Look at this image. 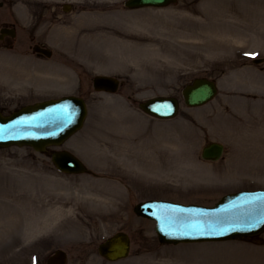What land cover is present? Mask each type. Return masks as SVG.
Masks as SVG:
<instances>
[{
	"label": "rangeland",
	"instance_id": "obj_1",
	"mask_svg": "<svg viewBox=\"0 0 264 264\" xmlns=\"http://www.w3.org/2000/svg\"><path fill=\"white\" fill-rule=\"evenodd\" d=\"M8 2L0 25L15 24L17 34L0 45V111L82 96L85 123L58 149L75 153L90 173H58L50 162L53 148L0 149V264H44L56 249L67 253V264H264V235L161 246L154 223L132 211L148 199L213 204L225 193L264 189V0H178L136 10L125 9L123 0ZM62 4L71 10L65 13ZM88 18L103 33L118 28L132 41L116 44L107 34L81 39ZM37 44L51 58L34 54ZM97 74L117 77V93L94 92ZM195 77L214 79L218 94L187 108L180 91ZM159 95L180 100L175 118L156 120L137 108ZM210 141L224 145L217 162L200 158ZM164 173L176 176L159 181ZM93 189L107 190L111 202L78 206L76 198H91ZM49 193L72 197L71 215L48 221ZM119 230L132 239L130 254L105 262L96 246Z\"/></svg>",
	"mask_w": 264,
	"mask_h": 264
},
{
	"label": "water",
	"instance_id": "obj_2",
	"mask_svg": "<svg viewBox=\"0 0 264 264\" xmlns=\"http://www.w3.org/2000/svg\"><path fill=\"white\" fill-rule=\"evenodd\" d=\"M174 0H128L127 7L163 6ZM48 54V53H47ZM96 90L114 91L117 81L107 77L93 79ZM215 94V86L206 79H195L186 86L182 95L188 106L201 105ZM140 107L157 117H170L176 112V102L172 98H155ZM85 106L82 100L67 97L58 101H48L25 107L10 116L0 115V146L9 144L31 145L43 150L46 145L60 144L82 123ZM222 146L210 143L202 149V157L216 160ZM52 160L62 171L76 173L83 166L68 153H54ZM264 204V192H240L225 196L213 208L180 206L168 203H146L137 205V214L154 218L156 232L162 242H187L234 239L254 235L264 229V205L253 210L259 203ZM129 240L123 233H117L99 245L98 251L113 260L127 255ZM65 254L57 251L47 259V264H64Z\"/></svg>",
	"mask_w": 264,
	"mask_h": 264
},
{
	"label": "bare ground",
	"instance_id": "obj_3",
	"mask_svg": "<svg viewBox=\"0 0 264 264\" xmlns=\"http://www.w3.org/2000/svg\"><path fill=\"white\" fill-rule=\"evenodd\" d=\"M90 18V17H89ZM88 21V24H86L85 27L81 33L84 34V36L81 38L85 41H90V42H94L97 40H101L100 36H105L107 34L108 40L107 41H111L114 42L116 44H121L123 45L124 42H131L132 39L131 37H129L127 34H125V32H122V30H118V28L114 29H110L108 31V33H103L101 28V25H95L93 22L90 21V19ZM92 23V24H91ZM74 28L76 29V26L73 25ZM81 27V28H82ZM80 28V29H81ZM80 32V30H79ZM100 34V36H99ZM107 37L105 39H107ZM167 173H164V175H162L161 177H159V181H163V180H167V177H174L176 176L175 174L172 175H165ZM179 179V176L177 177ZM102 189V188H99ZM92 195L91 198H87L85 199V201H81L78 198L74 197L77 199L76 204L78 206H81V204L83 203H90V206H106L111 202V198L109 197V192L107 190H98V189H93V191L90 193ZM72 197L68 196V197H64L61 194H54V193H49L47 195V214H48V221H52L54 222L55 218L57 217H65L67 215H71V213L73 212V205L70 203ZM3 217H1L2 220ZM256 262V261H255Z\"/></svg>",
	"mask_w": 264,
	"mask_h": 264
}]
</instances>
